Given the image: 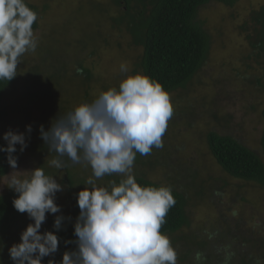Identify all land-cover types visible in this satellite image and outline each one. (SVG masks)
<instances>
[{"label": "rangeland", "instance_id": "374dc122", "mask_svg": "<svg viewBox=\"0 0 264 264\" xmlns=\"http://www.w3.org/2000/svg\"><path fill=\"white\" fill-rule=\"evenodd\" d=\"M28 1L40 8L47 6L39 22V29L34 31L38 46L42 44V38L52 39L54 27L57 34L51 46L42 48L41 55L45 59V65L39 63L37 75H29L28 80L21 82L18 89L10 90L3 106L7 115L0 125V141H5L3 136L6 132L13 131L24 133L28 146L21 152L17 168L11 167L8 175L0 178V195L13 191L9 188V175L14 171L22 172L14 173L15 175L28 178L30 171L35 170L36 160L29 150L35 137L28 133L27 126L31 125L32 131L37 126L40 135L42 125L37 122L41 119L44 108L48 112L45 114L46 127L50 129L56 120L65 118L69 112L84 103L78 92L85 85L79 81L75 67L80 58L83 66L93 74L90 96L94 101L101 92L115 87L121 76L124 75L125 79L127 76H134L132 71L142 55V49L132 46L131 37L124 31L107 29L108 32L104 33L103 30L100 33L97 28L101 20L99 17L105 12L104 7L97 3L108 5L110 0ZM263 5L264 0H240L233 7L213 2L199 11L198 19L211 37L206 63L191 82L188 91L171 94L174 117L176 113H180L183 120L177 125L169 124L168 137L164 139L163 147H154L152 150L154 155L160 157L163 155L162 150L167 151L171 154L174 166L189 165L200 174L201 179L208 180V185L217 186L214 191L207 190L202 196L196 195L194 189L187 191L190 225L170 237L178 252V264H197L193 250L202 237L212 236L217 241L215 257L208 248L206 253L214 261L213 264H228L227 253L231 251L228 240L237 247L239 255L236 264H242L246 249L254 261L260 258L259 249L254 247L253 242L264 240V191L253 183L231 179L221 171L207 150L206 137L211 131L232 136L245 147L260 153V136L264 125V48L258 49L260 29L251 21V16ZM108 15H111L110 11ZM99 33L103 37L99 38ZM93 52L94 55H91ZM37 54L30 51L23 55L27 63L21 65V75L27 76ZM122 64L127 68L126 72L121 71ZM41 106L42 108H38ZM184 107H190L185 112L189 118L183 116ZM17 146L20 148V145ZM46 158L50 159V156ZM158 159L159 162L155 165L134 164L135 177L143 176L165 186L177 185L178 178L181 177L171 175L169 160ZM151 161L156 162L155 159ZM88 169L91 167L81 163L77 166L72 164L69 170L72 174L78 172V177L86 180ZM90 173L92 174V169ZM65 174V168L58 171L57 182L63 186V191L57 193L59 197L56 199L67 197L68 183L63 185L61 181H64ZM113 177L123 178L118 175ZM107 184L106 176L97 180L98 186ZM184 185L177 188L183 191ZM229 226L234 227L233 237L229 230L226 231ZM20 227L21 225L15 227L12 235L2 239L0 264H14L9 249L21 242V234L27 226L23 229ZM193 234H198L199 237L195 247L191 243L195 240H190ZM221 235L226 238L222 239ZM175 239L178 241L173 242ZM208 261L209 256H206L201 264H212Z\"/></svg>", "mask_w": 264, "mask_h": 264}, {"label": "clouds", "instance_id": "9594fccd", "mask_svg": "<svg viewBox=\"0 0 264 264\" xmlns=\"http://www.w3.org/2000/svg\"><path fill=\"white\" fill-rule=\"evenodd\" d=\"M38 13L25 0H0V80L11 81L17 75L20 59L35 52L38 41L33 24ZM78 71H82L78 69ZM121 71L127 68L122 64ZM171 94L158 81L143 74L127 76L119 88L103 91L91 103H82L63 119L56 120L41 139L57 157L51 166L63 169L60 159L67 156L73 164H85L92 176L78 193L80 209L74 225L76 251H66L60 264H178V252L171 238L162 233L170 209L176 204L167 186H141L134 174L137 154L148 155L163 147V136L173 116ZM31 133V125L27 126ZM3 139L8 163L17 168V145L27 148L24 133L8 131ZM9 175L10 189L18 193L13 206L27 213L34 223L21 234V242L9 249L14 264H42L45 257L58 252L60 238L52 231L41 233L47 214L61 208L56 194L63 186L45 173L43 167L30 171L28 178ZM123 177L98 186L105 176ZM65 217L57 216L54 229L61 230ZM72 243V241H66ZM196 253V261L202 258ZM48 264H56L50 259Z\"/></svg>", "mask_w": 264, "mask_h": 264}, {"label": "trees", "instance_id": "16d2710c", "mask_svg": "<svg viewBox=\"0 0 264 264\" xmlns=\"http://www.w3.org/2000/svg\"><path fill=\"white\" fill-rule=\"evenodd\" d=\"M239 1L240 0H110V4L108 5L99 2L97 3V1H95V3L105 9V12L99 17L101 20L97 28L100 33L103 32V30L104 33L108 32V30L117 32L124 31L131 37L132 46L142 49L139 63H136L132 75L143 74L148 76L161 83L164 89L170 94H174L178 91L185 92L188 91L191 82L204 67L210 49L211 37L204 29L203 23L198 19L199 11L213 2L222 4L226 7H233ZM25 3L29 8L38 13V20L32 26L33 31H37L39 29V22L43 17L44 12H46L47 6L45 5L40 8L30 3L28 0H25ZM109 11L111 14L110 16L108 15ZM251 21L260 29L258 35V43L260 47L258 49H262L264 48V5L258 11L252 13ZM54 29H56V27H54ZM54 29L52 39L44 40V38H42V44L40 43L36 48L34 54L38 53L36 55L37 58L28 69L27 76L21 75V65L27 63L22 56L17 68V76L11 81L0 80V125L6 119L7 111L3 106L8 97L9 91L18 89L21 82L28 80L29 75H37L39 63L45 65V59H42L41 51L43 47L51 46L54 41L57 34ZM100 37H103V35L100 34L99 38ZM106 40L107 38L105 39V42ZM91 55H94V52ZM78 61L79 63L75 65L76 73L79 81L85 85L78 92L79 97L83 98L84 103H91L93 99L90 96V88L91 83L94 80L93 74L89 68L83 66L81 58ZM70 65L71 62L68 63V66ZM77 68L82 71H78ZM43 75H45V73ZM124 79V75L117 79L115 88L118 89L120 83ZM23 92L24 95H26L25 89ZM42 94L45 95V92L42 91ZM46 105L47 101L45 98V106ZM38 108H42V106ZM189 108L190 107L187 109L185 107L183 108L184 118L190 117L185 114ZM44 109V113L41 114L42 117L37 124H41L43 129L48 131L49 128L46 127L47 120L45 117V114L48 112ZM176 114L175 117L173 114L168 121V125H177L183 120L182 115H179L180 113ZM214 117L216 118V115H214ZM262 118L264 122V111L262 112ZM37 131V126H35L34 131H31L30 133L34 135L35 141L29 146V150L34 154V159L36 160L35 169L43 167L46 174L57 178L60 169H57L50 164V161L56 158L57 154L55 152H49L48 145L43 139H41V133L38 135ZM167 132L168 131H166L162 138L163 142L164 139H167L168 137ZM206 145L207 150L216 165L220 167L221 171H223L228 177L237 181L253 183L258 186L261 191H264V125L260 136V153L245 147L232 136L221 135L215 131H211L207 135ZM0 147H7V142L0 141ZM16 147L17 152L14 153V155L19 158L21 155L20 148L18 146ZM164 152L166 154H164ZM151 153L148 155L137 154L135 164L138 166H150L158 163V158L168 159L171 167V175L181 177V179L178 178L177 185L167 186L172 189L176 204L168 212L166 223L163 225L161 231L169 237H172L190 225L187 215V207L189 203L186 194L187 191L194 189L196 190V195L199 194L202 196L205 191L209 190L212 192L217 186L208 185V180L204 178L201 179L200 174L195 169L190 168L189 165L179 164L177 167L174 166L172 163L174 161H172L170 157L171 154L169 155L167 151L162 150V157L159 155H157L159 156L157 157L153 154V151ZM49 156L50 159H47L46 157ZM60 159L65 165V179L64 181L63 179L61 181L63 185L68 183V189L66 192L67 197L65 198L61 196L56 199V203L61 208V212L55 215L47 214L46 222L42 225L43 228L41 227V233L52 231L54 234L58 235L60 238V246L58 252L53 256L45 257L42 264H48L50 259H54L56 264H60L64 252L78 250V246L75 243L77 237L74 235V225L76 220L74 221L72 218L77 219L79 216L80 209L77 203V196L84 187H90L86 185L85 182L90 176H92L90 173L91 169H88L86 176L87 179H80V177H78V172L72 174L69 170L73 164L72 161L67 156L61 157ZM152 159H155L156 162H152ZM73 165L77 166V164ZM10 168L11 166L8 163L7 153L0 152V178L6 177ZM113 176H106L107 182L115 180L119 183L121 179ZM74 177H76V180H74ZM136 179L141 186H165L160 183L149 181L143 176H136ZM104 181H106V179ZM182 184L184 185L183 191L177 188L183 186ZM207 186L208 188H206ZM75 188H78V190H75ZM57 195L56 197H59V195ZM16 198H18V193L14 190L9 191L4 195H0V244L2 239L8 238V235H12L15 227L21 225L20 228L23 229L29 224L34 223L27 213H19L14 208L13 200ZM57 216L65 217L62 228L59 231H56L53 227ZM228 230L231 233V237H233L234 227L229 226L226 231ZM197 235L198 234H193L190 239L195 240L194 242H191L193 247H195L196 239L199 238ZM220 237L222 239L226 238L225 235H221ZM212 238L213 236L211 238L202 237L201 242L196 245V249H191L193 250V253H195L194 260L197 264H201L206 256H209L208 262L213 264L214 261L212 259L210 260V255L206 253V249L208 248L211 252L213 251L212 254H214L215 257L214 249L217 241H214ZM66 241H72V243L66 244ZM176 241L178 240L175 239L173 242ZM230 241L231 240H228V248L231 250L230 253H227L228 264H236L237 255H239L237 252L238 250L234 243H230ZM253 243L254 247L259 249L258 253L260 258L254 261L249 254V250L246 249L244 258L241 262L242 264H260V262H263L264 264V240L255 241ZM203 250L205 251L203 252ZM198 252L203 254L199 262L195 259L196 253Z\"/></svg>", "mask_w": 264, "mask_h": 264}]
</instances>
